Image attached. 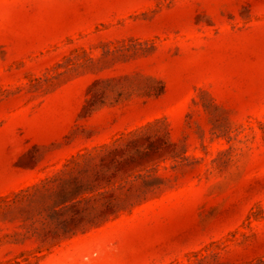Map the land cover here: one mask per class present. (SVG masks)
<instances>
[{
  "label": "rangeland",
  "instance_id": "1",
  "mask_svg": "<svg viewBox=\"0 0 264 264\" xmlns=\"http://www.w3.org/2000/svg\"><path fill=\"white\" fill-rule=\"evenodd\" d=\"M138 138L161 156L99 191L140 198L46 235ZM0 264H264V0H0Z\"/></svg>",
  "mask_w": 264,
  "mask_h": 264
},
{
  "label": "trees",
  "instance_id": "2",
  "mask_svg": "<svg viewBox=\"0 0 264 264\" xmlns=\"http://www.w3.org/2000/svg\"><path fill=\"white\" fill-rule=\"evenodd\" d=\"M93 103V99L88 100L83 107L84 115L91 111ZM160 140L149 141L146 147H142L140 144L145 139L138 138L132 140L126 148L109 150L100 158L99 164L92 163V160L77 163L51 194L52 205L48 208L47 218L52 229L46 235L59 238L85 231L106 221L116 213L115 208H120L129 199H139L140 196H117L111 189L99 191V187L103 183L109 184L116 176L127 175L155 156L160 157L164 151L157 146ZM169 145L173 143L169 142ZM30 165L25 164V167ZM99 200L102 203L97 206Z\"/></svg>",
  "mask_w": 264,
  "mask_h": 264
}]
</instances>
